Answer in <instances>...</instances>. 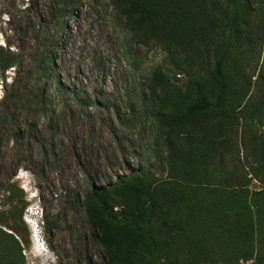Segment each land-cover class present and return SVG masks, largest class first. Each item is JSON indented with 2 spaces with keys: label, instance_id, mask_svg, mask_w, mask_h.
<instances>
[{
  "label": "trees",
  "instance_id": "1",
  "mask_svg": "<svg viewBox=\"0 0 264 264\" xmlns=\"http://www.w3.org/2000/svg\"><path fill=\"white\" fill-rule=\"evenodd\" d=\"M110 1L135 43L155 42L180 57L175 73L190 78L179 87L160 65L150 78L168 177L142 169L94 186L86 196L87 219L105 264H205L214 259L208 246L216 238L226 264H264V131L258 128L264 129V90L253 93L249 75L232 62L242 49L246 56L245 44L264 46V16L251 0ZM70 5L53 0L51 16L62 17ZM57 46L46 40L37 66L49 69ZM16 63V53L0 47V70ZM241 146L250 148L248 175L233 156ZM252 180L260 190L250 189ZM8 194L12 208L0 211V222L7 226L3 217L9 214L15 225L0 227V264H24L26 196L15 186Z\"/></svg>",
  "mask_w": 264,
  "mask_h": 264
},
{
  "label": "rangeland",
  "instance_id": "2",
  "mask_svg": "<svg viewBox=\"0 0 264 264\" xmlns=\"http://www.w3.org/2000/svg\"><path fill=\"white\" fill-rule=\"evenodd\" d=\"M52 1L0 0V47L17 55L13 68L0 70V211L12 208L13 186L26 196L29 221L40 206L43 242L32 239V223L23 219L29 234L24 264H105L87 219L86 196L94 186H109L142 169L168 177L150 78L159 65L179 87L190 75H176L180 57L172 58L159 44L135 43L110 0H70L60 18L51 16ZM251 3L264 16V0ZM46 40L58 45L49 69L36 64ZM245 47L246 56L242 49L232 62L243 67L257 93L264 90L258 83L264 46ZM233 156L248 175L250 148L241 146ZM250 189L260 190V182L252 180ZM3 218L7 226L0 227L9 231L15 218ZM227 240L220 239L225 245ZM218 241L210 242L214 259L205 264H226Z\"/></svg>",
  "mask_w": 264,
  "mask_h": 264
},
{
  "label": "clouds",
  "instance_id": "3",
  "mask_svg": "<svg viewBox=\"0 0 264 264\" xmlns=\"http://www.w3.org/2000/svg\"><path fill=\"white\" fill-rule=\"evenodd\" d=\"M37 210V208H36ZM30 215V221L32 223V239H34L38 244L40 242H43L42 234H43V222L41 221L42 216H39L40 214V206L39 209L36 211L35 215ZM27 214L23 216V219L29 224L30 221L27 219ZM30 226V224H29ZM31 227V226H30Z\"/></svg>",
  "mask_w": 264,
  "mask_h": 264
}]
</instances>
